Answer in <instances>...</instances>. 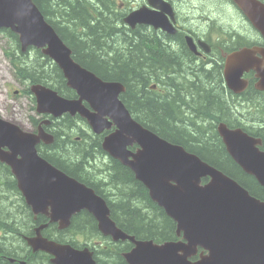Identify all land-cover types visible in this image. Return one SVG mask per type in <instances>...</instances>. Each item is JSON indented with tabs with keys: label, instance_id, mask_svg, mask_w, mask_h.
Listing matches in <instances>:
<instances>
[{
	"label": "water",
	"instance_id": "95a60500",
	"mask_svg": "<svg viewBox=\"0 0 264 264\" xmlns=\"http://www.w3.org/2000/svg\"><path fill=\"white\" fill-rule=\"evenodd\" d=\"M232 1L264 38V2ZM149 3L167 11L165 0ZM161 15L142 8L125 21L132 27L141 23L159 27ZM0 29L19 36L23 53L37 48L53 59L68 87L78 95L77 99H67L50 87L34 85L38 113L55 119L67 114L80 116L97 134L110 129L113 119L117 130L105 138L104 151L128 167L148 190L150 199L176 223V240L156 243L129 235L111 218L103 197L40 156V143L55 142L54 135L43 127L50 126L51 120L43 121L35 134L0 119V160L10 166L35 217L49 219V223L36 228L35 236L26 238L34 253L50 255L52 264H97L88 247L79 249L42 234L49 224L66 231L76 215L87 211L97 221L101 235L133 245L122 254L127 264H264V201L197 154L134 121L120 100L126 87L120 82L104 81L77 63L72 50L33 0H0ZM190 46L193 48L192 43ZM251 70L257 73V89L264 92V48H244L228 57L225 77L229 89L243 92L248 86L243 75ZM218 132L233 161L264 189L262 138L225 123L219 124ZM135 143L140 148L132 152L128 147ZM205 178L209 180L203 183Z\"/></svg>",
	"mask_w": 264,
	"mask_h": 264
},
{
	"label": "trees",
	"instance_id": "16d2710c",
	"mask_svg": "<svg viewBox=\"0 0 264 264\" xmlns=\"http://www.w3.org/2000/svg\"><path fill=\"white\" fill-rule=\"evenodd\" d=\"M33 1L49 23L53 25L52 17L54 16L63 21L61 26L56 28L72 50L73 59L77 63L105 81H117L125 85L128 89L125 96L129 98H127L129 106L136 113L152 116L155 122L153 125L163 132L162 136L172 137L175 142H184L189 151L236 179L251 195L264 201V190L254 177L246 174L233 161L217 132V120L223 118L224 115L232 114L233 111L242 113L245 120L250 122L264 119V116L262 119L257 110L253 109L255 113L251 112L252 107H248L246 101L249 97H245V102L242 107H239L235 99L225 93L226 88L221 80H215L212 75L206 74L201 68L199 69L205 73L204 80L195 78L191 82L189 79L182 78L183 84L177 87L174 81L167 83L170 89L177 91L188 89L194 104L188 106L185 103L186 96L174 100L169 96L159 97L148 90L150 77H153L156 71L153 62L143 58L144 54L139 40L141 32L131 33L118 28L116 26L118 16L108 11L106 5L104 7L106 17L103 21V19L92 20L81 0ZM99 16L101 18L103 14L99 13ZM2 31L17 46V35L10 30ZM7 54L11 58L12 55L16 57L12 63L16 68L18 78L23 83H41L53 88L66 98L74 95V91L67 87L61 69L42 53L32 57L28 52L22 54L17 46L13 49V53L8 52ZM203 117L207 118V125L200 123ZM76 118L64 115L54 119L49 127L55 135V142L50 146L51 152L60 155L58 163L63 165L66 161L73 167L71 172L74 176L81 174L80 172L85 169L94 168L95 155L102 153L101 147L95 142L91 141V144L95 146L90 147L74 141V128L78 122ZM224 121L229 122L226 119ZM30 124L37 127L39 121L32 117ZM237 127H243L249 133L257 131L246 127L244 123H237ZM257 132L264 133V129ZM250 134L261 137L264 141V134L257 136ZM83 140L85 143V139ZM113 164V171L108 173L112 184L111 190L107 192L97 186L96 191L107 201L111 216L118 226L129 235L141 240L163 243L178 239L176 223L150 199L148 190L135 178L133 172L117 161ZM204 182H208V179H204ZM22 204L23 202H19L17 212L20 233L24 229L20 225V218L29 217L28 210L22 209ZM67 233H71L69 238L65 236ZM43 234L49 239L69 243L76 248H82L86 243L91 242L90 237L103 238L106 245L103 244L96 249L90 246L94 251L97 264H127L122 253L133 248L129 242L113 243L111 239L101 236L96 220L87 211L76 215L71 227L66 231H58L57 225H50L47 230L43 231ZM81 235L86 238L83 242L77 239ZM12 238L11 242L7 239L6 241L14 245V240L20 242L19 237L12 236ZM16 245H22V243ZM2 251L4 250L0 251V255ZM0 264L11 263L0 259Z\"/></svg>",
	"mask_w": 264,
	"mask_h": 264
},
{
	"label": "flooded vegetation",
	"instance_id": "af4514ba",
	"mask_svg": "<svg viewBox=\"0 0 264 264\" xmlns=\"http://www.w3.org/2000/svg\"><path fill=\"white\" fill-rule=\"evenodd\" d=\"M81 1L83 2L92 20H104L106 15L104 14L105 6L102 4V0ZM226 1L228 2L229 6L227 8L232 10L234 15L239 20L237 22L238 27L233 30H229L222 26L221 22L219 24L216 23V21L212 20L208 14L196 16L200 10L194 9L193 6L189 5L191 0H165V8L167 10L166 12L151 6L149 0H139L136 5L132 4V2L135 1L118 0L114 1L116 9H113V7L111 8L114 10V13H117L118 18H116V20H118V22H116V26L118 28H123L124 30H127L131 33L137 31L141 32L139 40L144 54L143 58L144 60H149L150 62L152 61L153 66H155L154 70L156 71V74L153 77H150V84L148 86L149 91L153 92L159 97L169 96L173 100L176 98H183L185 96L186 98H190V91L186 89H182L183 91L170 89V86L167 83L174 81L175 87L178 86L176 83H180V85H182L184 82L181 81L183 80L182 78L189 79V73L193 69H196V72L199 75V77L194 78L204 80L205 73L201 71L203 70L206 72V74L212 75V78L215 80H221L224 88H226L225 93L229 95L230 98H234L239 107H242L243 103L245 102V97H249L246 100L248 107H252L258 112L261 111L264 116V92H261L256 88L258 79L256 78L255 71H250L244 74L243 78L248 81V87L240 94L228 89L226 85L225 70L227 59L231 54L236 53L244 48H264V38L260 35V33L251 25L249 20L238 9L232 0ZM218 4L222 6L220 3ZM142 8H148L149 12L154 15L159 13L162 14L161 16L163 20L159 21L161 26L156 27L153 24L149 25L141 23L132 28L126 23L125 19L127 16H129L132 12ZM99 13L103 14L101 18ZM204 22H206V26H199ZM52 23L57 30L56 27H60L63 21H61L59 17L54 16L52 17ZM190 43H192L193 48L190 46ZM36 52L37 50H31L28 52V54H34ZM257 57L260 58V55L258 54ZM199 68H201V70ZM208 77L209 76L207 75V78ZM24 91L26 93L27 89L25 88ZM220 92L221 91H219V93ZM26 97L33 99L31 95ZM69 98L75 99L77 98V95L74 92V95ZM127 98L125 93L120 95V100L123 102L134 121L150 132L160 136L161 138H164L168 142L181 145L188 152H191L186 148L184 142H175L173 141L172 137L162 136L161 134H163V132L158 130L157 127L153 125V123H155L154 118L150 115L144 116L140 113H136V111H134L129 106V98ZM190 99L191 101L188 106L194 104V100L192 98ZM0 116L6 120L13 121L12 119L6 118L3 113H1V111ZM229 116L231 119H226L229 122L224 121V118H221L220 120H217L218 124L220 122H225L231 127H237V123H244L248 125V127L256 129L257 131L264 129L263 116L261 117L263 119L262 121L253 120L251 122L245 120L242 113L238 111H233V113L229 114ZM217 117L220 118L221 116ZM41 118L44 117L38 116L35 118L36 121H39V125ZM76 119L78 122L75 124L74 128V141L83 143L84 146L93 147L95 145L91 144L92 141V143L95 142L102 149V153L95 155L96 158L94 162V168L88 170L85 169L80 172L81 174L74 176L71 172V168L73 169V167L70 164H68L66 161L63 162V165L57 162L60 155L56 152H51V145H46L44 143L39 144L37 146L38 152L43 158L48 160L55 167L64 171L67 175L76 179L77 181L87 184V186L93 188L94 191H96V187L98 186V188L105 189L108 192V190H111L110 187H112V184L110 183L111 181L108 178V173L113 171V163L115 161H119L104 151L103 142L109 134H112L117 130V126L115 125L113 119H111L113 122L111 128L106 129L100 134H97L90 129L87 121L82 120L80 117H77ZM201 119L202 121H200V123L202 125L208 124L207 118L203 117ZM39 125L35 127L32 124L30 126V132L37 133L39 130ZM47 131L51 132L50 129H47ZM257 131H251L250 133L256 136L264 134ZM83 139H85V143L83 142ZM263 146L264 144L262 145V150H264ZM139 148L140 146L136 143L133 146L128 147V149L132 152H137ZM71 163L73 164V162ZM0 198H2L0 200V210L1 208H4L3 211L10 210V213L6 214L5 217H0V251L4 250L1 252L2 254L0 255V259L11 264H52V258L50 256L42 252L34 253L28 246L26 240L27 237L35 236V229L41 225L47 224L49 219L43 215H38L37 218L35 217L32 209L28 207L18 188L17 179L13 175L11 168L6 163L1 161ZM19 202H23L22 209H27L29 213V217L20 218V225H22L24 228L22 229L21 233L18 227V213L16 214V211L14 210V204L18 203L19 205ZM48 228H46V230ZM8 233L11 234L8 235L7 238L12 236L21 237L20 243H22V245L18 246L11 244L15 248V251L19 253V255L14 251L7 249L5 250L2 248V245L3 247L9 245L5 238ZM96 243L98 244L97 241ZM85 246L86 245H84L82 248ZM94 258L96 259V257Z\"/></svg>",
	"mask_w": 264,
	"mask_h": 264
},
{
	"label": "rangeland",
	"instance_id": "374dc122",
	"mask_svg": "<svg viewBox=\"0 0 264 264\" xmlns=\"http://www.w3.org/2000/svg\"><path fill=\"white\" fill-rule=\"evenodd\" d=\"M114 1L118 0H102V4L105 6L108 11H111L114 13L113 9L115 8ZM129 1H135L132 2L133 5H136L139 0H129ZM220 3L222 6H220L218 3ZM190 6H193L194 9L200 10L196 16L205 15L208 14L212 20L216 21V23H222V26L226 27L229 30H233L238 27L237 22L239 21L238 18L234 15V12L230 10L228 6V2L226 0H191L189 2ZM113 7V9L111 8ZM117 16V13H114ZM119 15V13H118ZM104 21V20H103ZM241 25V24H240ZM199 26H206V22L202 23ZM246 31V30H245ZM16 48L15 43L3 32H0V111L3 113V115L8 118L12 119L13 121L17 122L18 124L22 125L26 128V130H29L30 123L27 122V115L23 111L24 106L21 104L24 99L21 98L23 96V85L17 80L16 76L13 72V64L10 62V60L7 57V52L13 53V49ZM29 55L27 56L28 59ZM32 57H36V55H32ZM12 58L16 60V57L12 55ZM26 65V64H25ZM27 66V65H26ZM190 78L189 80L193 82L194 77H199L198 73L196 72V69L191 70L189 73ZM195 79V78H194ZM178 86H180V83H176ZM186 89V88H184ZM188 90V89H186ZM19 93H15V92ZM189 91V90H188ZM173 92V91H171ZM20 95V98L17 101V96ZM191 101L190 98H186L185 103L189 104ZM260 111V110H259ZM252 113H255L253 110H251ZM27 113H33L31 110H27ZM260 116L262 117L263 114L260 111ZM224 119H231L229 115H224ZM18 203L14 204V210L16 211V214L18 212ZM4 208H1L0 210V217H5L6 214L10 213V210L3 211ZM23 217V216H22ZM20 229V227H19ZM11 233H8L6 235V239L8 241H12L13 238H7L8 235ZM67 238L71 236V233L65 234ZM19 238H21L19 236ZM76 238V236H75ZM77 239L81 242H83L86 238L85 236L81 235L78 236ZM91 242L86 243V246H93L95 249L98 248L101 244L106 245L103 238L94 237L91 238ZM98 242V244L96 243ZM15 245L17 243H20L18 240H14ZM19 246V245H18ZM5 250L15 251V248L11 245V243L3 247ZM18 255L19 253L16 252ZM33 264V263H32Z\"/></svg>",
	"mask_w": 264,
	"mask_h": 264
},
{
	"label": "bare ground",
	"instance_id": "6f19581e",
	"mask_svg": "<svg viewBox=\"0 0 264 264\" xmlns=\"http://www.w3.org/2000/svg\"><path fill=\"white\" fill-rule=\"evenodd\" d=\"M50 225H51V224H49L48 227H49ZM48 227H47V228H48ZM58 231H59V230H58ZM61 232H62V231H61ZM85 247H88V248L94 253V251H93L89 246H85ZM94 257H95V256H94Z\"/></svg>",
	"mask_w": 264,
	"mask_h": 264
}]
</instances>
